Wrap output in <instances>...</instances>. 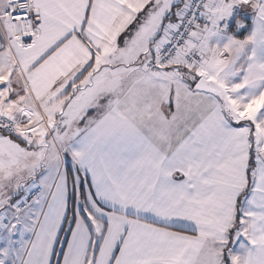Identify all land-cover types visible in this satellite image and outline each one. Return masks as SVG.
Listing matches in <instances>:
<instances>
[{"label":"snow or ice","instance_id":"6c2138e0","mask_svg":"<svg viewBox=\"0 0 264 264\" xmlns=\"http://www.w3.org/2000/svg\"><path fill=\"white\" fill-rule=\"evenodd\" d=\"M0 264H264V0H0Z\"/></svg>","mask_w":264,"mask_h":264}]
</instances>
